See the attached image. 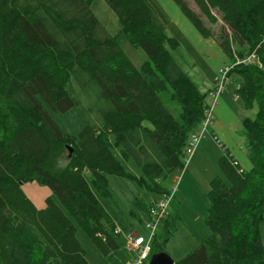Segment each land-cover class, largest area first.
I'll list each match as a JSON object with an SVG mask.
<instances>
[{
	"label": "trees",
	"instance_id": "obj_1",
	"mask_svg": "<svg viewBox=\"0 0 264 264\" xmlns=\"http://www.w3.org/2000/svg\"><path fill=\"white\" fill-rule=\"evenodd\" d=\"M94 1L0 0V264H90L71 218L51 196L38 207L23 190L26 182L50 187L109 257L119 243L98 196L112 194L107 175L169 193L164 181L184 170L191 133L206 117L209 92L181 66L180 40L155 2L107 0L120 23L111 35ZM174 1L230 61L257 49L262 63L239 64L230 73L240 78L236 94L245 107L257 106L255 117L243 120L251 168L224 153L219 167L230 183L220 176L210 183L211 234L175 264H264V0H194L200 12L189 0ZM125 41L146 52L141 66L123 50ZM164 90L180 104L178 116L162 100ZM74 106L87 119L77 135L50 114ZM117 147L141 175L115 155ZM139 205L149 214L152 202ZM170 216L152 254L166 251L175 231Z\"/></svg>",
	"mask_w": 264,
	"mask_h": 264
},
{
	"label": "rangeland",
	"instance_id": "obj_2",
	"mask_svg": "<svg viewBox=\"0 0 264 264\" xmlns=\"http://www.w3.org/2000/svg\"><path fill=\"white\" fill-rule=\"evenodd\" d=\"M153 1L167 17L169 31L171 33H176L180 40L182 52H180L178 60L181 66L189 72L191 78L196 80L198 87L204 92L206 86L202 82L207 81L205 78L206 75L211 76L216 72V66L219 62V59L213 58L208 51V49H210V43L215 41L218 44L216 38L203 37L174 0ZM189 1L191 2V5L200 12L199 7L194 0ZM92 8L109 34L115 35L120 30L118 16L107 0L94 1ZM218 24H221L220 19ZM215 31H219L218 26H215ZM196 40L205 44L200 46ZM122 48L137 67L141 66L142 63L148 59L144 49L136 47L128 41L123 42ZM231 80L232 84L229 89L234 94L240 78L233 73ZM169 88H171L170 85ZM160 95L172 113L175 116H178L181 107L176 100L171 98L170 92L164 90ZM240 103L242 109L245 110L246 107L241 98ZM254 110H257V106H255ZM245 113L249 116L255 115V112L251 110H247ZM50 114L63 131L75 135H77L87 123L86 117L81 113L78 106H74L68 111L62 113H54L50 111ZM198 130L199 129H197V131ZM209 133L210 131L204 135ZM207 137L210 136H206L205 138ZM110 138L113 142L115 141V136L113 134L110 135ZM216 143L218 144L217 141ZM113 150L120 160L125 161V165L129 170L138 175L142 174L140 166L134 159L130 158L126 161L121 156V147L114 148ZM201 154L203 155L200 150L198 153V162L194 161L190 164L191 158L185 165L184 170L178 173L177 178L171 176L164 181V184L168 189H172L174 186L177 188L175 196L171 200L168 208L171 220L175 222V231L169 237L165 245L166 251L173 256L175 261H178L189 254L211 234L205 221L209 210L207 193L210 189L212 179L216 177L218 169H220L218 161L222 155L219 158H213L209 161V165H212V167H209L207 171L206 169H196L194 166L208 165L207 163L204 164L203 156ZM185 174L186 176L184 177ZM86 175L90 179L89 171H86ZM221 175L225 182L229 184L230 181L228 178H226L222 172ZM107 177L112 194L109 196L98 194V196L101 203L113 217L116 224V230L117 227L122 230V233L119 232L120 234H116V231L113 232L119 243V248L109 257L104 256L101 253L94 241L70 213L67 207L53 193L50 187L41 185L37 182H26L22 187L25 193L31 199L33 198L35 201L34 203L38 206L46 204V198L51 196L63 208L65 213L71 218L77 227V236L86 249L87 258L90 264H127L132 259L134 252L128 248V241H121L124 240L126 234H130L133 231L144 236L147 235L144 226L149 220V214H146L145 210L139 204L147 205L151 202L153 203V201L160 196L157 193L146 192L145 189L129 179H122L113 174H108ZM210 178L212 179L210 180ZM129 234L127 235L128 237H130ZM261 237L264 243V220L261 222Z\"/></svg>",
	"mask_w": 264,
	"mask_h": 264
},
{
	"label": "crops",
	"instance_id": "obj_3",
	"mask_svg": "<svg viewBox=\"0 0 264 264\" xmlns=\"http://www.w3.org/2000/svg\"><path fill=\"white\" fill-rule=\"evenodd\" d=\"M172 34L176 35V33L172 32ZM198 41L199 45L202 46L203 42ZM214 43V45H213ZM213 43H210V49H208L210 55L213 58H218L219 62L216 66V72L213 73L211 76H205L207 81L202 82L206 86V90L204 92H209L210 89L213 86V81L216 76L217 70L226 65L230 62V60L226 57V55L223 53L221 48L218 46V44L214 41ZM209 75V74H208ZM232 78V76H231ZM196 82V80L194 79ZM232 81V80H231ZM240 82V80H239ZM232 82L230 83L229 87L231 86ZM239 85V83H238ZM237 85V86H238ZM227 88V90L222 94L221 99L219 101V104L216 107L215 110V120L214 125L211 128V133L204 135L201 139V142L198 146L197 151L193 155L191 159V163L196 161H199L198 153L201 150L203 153V161L204 164L207 163L208 165H194L196 169H206L208 171L209 167H212V165H209V161L213 158H219L221 155L223 156L226 151L232 154L233 158L237 160L239 165L242 166L244 169H250L251 163L249 161V158L247 156V149H246V139L244 134V126H243V120L247 117H255L257 110H254L253 108H247L244 110L242 109L241 103H240V97L238 94H236V89L234 94L231 92V90ZM243 110V111H242ZM251 110L255 112L254 116L246 115L245 111ZM214 133L217 137V139H214L212 134ZM206 136H210L205 138ZM216 140L218 144L216 143ZM200 149V150H199ZM205 154V155H204ZM221 156V157H222ZM220 157V159H221ZM219 159V160H220ZM250 164V165H249ZM219 165V161H218ZM249 165V166H248ZM220 168V167H219ZM221 169H218L217 175H221ZM223 174V172H222ZM216 175V177H217ZM224 175V174H223ZM186 174L184 175V177ZM211 177V176H210ZM213 177V176H212ZM215 178V177H214ZM212 178H210L211 180ZM33 200V198H32ZM34 201V200H33ZM35 202V201H34ZM36 204V203H35ZM37 205V204H36ZM44 205H37L38 207H44ZM117 230H120V233H122V230L117 227ZM136 231V230H135ZM116 233V232H115ZM116 233V234H120ZM132 233H135L134 231L129 234V236L132 235ZM128 234L124 237V240L121 242H127L128 241ZM124 244V243H123Z\"/></svg>",
	"mask_w": 264,
	"mask_h": 264
},
{
	"label": "built area",
	"instance_id": "obj_4",
	"mask_svg": "<svg viewBox=\"0 0 264 264\" xmlns=\"http://www.w3.org/2000/svg\"><path fill=\"white\" fill-rule=\"evenodd\" d=\"M256 61L262 65L261 60L257 54V49L253 50L250 54L239 57L235 56L234 61H230L226 65L220 67L217 70L214 78L213 86L209 91V101L206 108V117L201 123L199 130H195L191 133L190 140L186 149V164L190 161L192 156L198 149L199 143L205 133L209 132L214 125L215 110L222 94L227 90L231 83V70L239 64H248ZM214 134V133H213ZM214 139L218 140V137L214 134ZM234 163L238 164L234 159ZM176 186H174L169 193H165L156 200L153 201L149 207V220L145 224L147 235H141L139 233H133L128 239V248L134 252L132 259L127 264H147L152 254V246L155 240L158 229L163 219L168 215V208L171 200L176 193ZM116 232H120L116 230Z\"/></svg>",
	"mask_w": 264,
	"mask_h": 264
},
{
	"label": "water",
	"instance_id": "obj_5",
	"mask_svg": "<svg viewBox=\"0 0 264 264\" xmlns=\"http://www.w3.org/2000/svg\"><path fill=\"white\" fill-rule=\"evenodd\" d=\"M72 152V147L70 146ZM147 264H175V259L167 251L155 252L151 255L150 260Z\"/></svg>",
	"mask_w": 264,
	"mask_h": 264
}]
</instances>
